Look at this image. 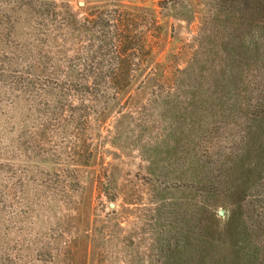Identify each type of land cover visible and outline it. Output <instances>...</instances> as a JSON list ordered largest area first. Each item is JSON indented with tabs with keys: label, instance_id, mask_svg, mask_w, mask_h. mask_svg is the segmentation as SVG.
<instances>
[{
	"label": "rangeland",
	"instance_id": "374dc122",
	"mask_svg": "<svg viewBox=\"0 0 264 264\" xmlns=\"http://www.w3.org/2000/svg\"><path fill=\"white\" fill-rule=\"evenodd\" d=\"M254 28L240 0H0V264H166L264 85L228 67ZM246 205L264 225V178Z\"/></svg>",
	"mask_w": 264,
	"mask_h": 264
},
{
	"label": "trees",
	"instance_id": "16d2710c",
	"mask_svg": "<svg viewBox=\"0 0 264 264\" xmlns=\"http://www.w3.org/2000/svg\"><path fill=\"white\" fill-rule=\"evenodd\" d=\"M240 5L246 21L255 24L259 39L241 47L243 56H230L228 67L236 69L234 63L244 59L264 72V0H240ZM237 80L223 88L225 93L228 88L237 91L233 89ZM243 118L238 151L218 176L205 182L193 224L182 230L168 250L166 264H264V225L246 207L249 195L264 178V85L244 105Z\"/></svg>",
	"mask_w": 264,
	"mask_h": 264
},
{
	"label": "water",
	"instance_id": "95a60500",
	"mask_svg": "<svg viewBox=\"0 0 264 264\" xmlns=\"http://www.w3.org/2000/svg\"><path fill=\"white\" fill-rule=\"evenodd\" d=\"M219 214H220V215H223V214H224V212L220 210V211H219Z\"/></svg>",
	"mask_w": 264,
	"mask_h": 264
}]
</instances>
